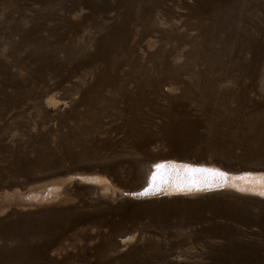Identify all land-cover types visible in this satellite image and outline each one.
<instances>
[{"label":"rangeland","instance_id":"374dc122","mask_svg":"<svg viewBox=\"0 0 264 264\" xmlns=\"http://www.w3.org/2000/svg\"><path fill=\"white\" fill-rule=\"evenodd\" d=\"M210 1L203 3L206 9L200 18L207 28L215 27L220 19L226 28L218 34L222 38L234 25L243 37L256 42L264 40L262 0H257V9L253 13H250L249 5L254 0H244L243 6L235 11L237 19L234 21L231 13L221 12L220 7ZM16 2L19 6L10 10L8 1L0 0V24L7 15L23 28L34 20L42 22L38 33L48 41V49L47 53L41 51L40 46L46 44L41 41L22 43L14 49L8 41H20L22 32H16L10 26L0 27V58L5 63H0L1 84L6 94H13V84L3 78L5 71L15 74L21 83L15 102L5 101L0 105V193L18 191L24 194L29 188L53 179L64 178L66 182L60 188L58 201L25 207L11 201L4 211H0V264H216L211 253L205 252L210 246L222 244L224 239L206 232L195 234L207 222L188 223L182 216L163 215L165 209L159 203L168 198H135L127 194L147 184L152 163L160 159L213 162L209 160L211 157L199 159L193 155L171 153V145L163 138L167 129L155 127L160 120L159 114L151 113L148 104L134 112L136 117L143 119L140 124L148 129L147 141L128 134L123 125L129 117L124 111L129 99L127 95L139 80V70L132 63L122 64L117 69L108 64L123 59L128 52L127 45H130L134 49L131 59L150 66L149 54L156 52L160 45L158 32L139 42L138 33L132 31L129 38H120L116 48L106 52L114 33L112 26L123 22L129 9L125 0H107L112 7L102 10H98L102 0H94L93 7L74 0L75 5L70 11H62L61 5L71 4L69 0H62L52 6L61 16L52 19H43L48 8L40 2ZM196 4L194 0H161L160 12L153 15L163 29L185 34L183 38H171L170 43L165 44L172 50L173 66H179L172 73L180 80L162 83V94L157 102L164 107L166 95L173 103L185 102L188 118L195 122L192 131L204 132L207 137L210 134L208 121H213L224 134H234L241 139L251 121L259 123L260 129L264 128V43L260 48L262 60L257 67L242 62L239 70L231 65L229 53H226L218 56L213 70L209 69L207 60H200L203 49L193 47L191 50L189 45L180 44L182 39L197 44L204 38L199 30V18L189 14L188 10V6L195 7ZM138 5L139 1L131 8L137 12ZM32 6L39 10L38 15ZM87 14L90 17H86ZM129 22L130 28H138L132 25L135 20ZM191 23L192 28L187 30ZM72 24L79 29L77 34L71 32ZM238 32L233 34L238 35ZM205 39L211 47L217 46L212 37ZM245 41L241 43L247 44ZM65 44L74 49L68 58L64 49L55 51L57 45ZM173 44L177 47L173 48ZM250 50L241 56L242 59L253 57L255 52ZM54 56L63 65L60 75L73 71L72 76L58 83L56 88L52 87L57 76L50 70L56 67ZM214 56L211 52L209 61L214 62ZM41 58L53 62L44 69L43 78L37 79L31 71L45 67L47 62L38 61ZM73 63L76 64L74 68ZM128 71L133 72V80L124 79ZM215 76L216 83L206 89L207 104L215 111L207 116L201 111V96L204 87ZM184 91L186 98L181 97ZM133 92L137 97L138 92ZM256 118L259 121L254 120ZM137 125L133 124L134 127ZM190 145L199 148L203 144L191 140ZM214 147L220 156L227 154L224 144L217 143ZM251 151L262 152L261 156L253 157L264 160V135L247 148L242 143L233 145L232 169L222 161L213 163L227 170L241 171L248 159V156H241ZM24 168L27 173H20ZM80 174H99L117 190L112 192L110 188L104 189V184L85 182ZM235 203L254 214L261 210L258 203H247L240 198ZM203 214L208 215V209H204ZM18 218L26 227L49 226L46 232L29 233L31 245L38 239L45 241L35 255L24 262L5 251V246L15 247L4 235ZM178 220L184 225L174 226ZM228 221L240 231L234 234L235 237L245 244L255 241L261 244V249L241 257L219 256V264H264V234L257 233L260 224L264 223ZM171 232L179 234L173 236ZM182 237L183 240L178 241Z\"/></svg>","mask_w":264,"mask_h":264},{"label":"bare ground","instance_id":"6f19581e","mask_svg":"<svg viewBox=\"0 0 264 264\" xmlns=\"http://www.w3.org/2000/svg\"><path fill=\"white\" fill-rule=\"evenodd\" d=\"M8 8L13 10L18 7L16 0H7ZM70 5L65 6L61 5L60 8L62 11H70L73 9L75 2L74 0H69ZM82 3L92 6L94 5V0H80ZM128 4L129 9L127 10L126 16L121 23H115L112 26L114 31L113 37L110 40L107 47V51L110 49L113 50L116 48V41L120 38H129L133 32H136L138 41L142 42L146 38H149L153 33L158 32L161 36L160 45L156 52L149 54V61L151 65L147 66L145 63L138 62L134 59H131L130 54L134 52L132 46H128V52L124 55L123 59H117L111 61L108 65L117 69L122 64L132 63L133 66L137 67L139 70V80L134 85V90H129L127 95L129 97L127 101V106L124 108V111L129 113V117L124 120L123 125L128 134L138 136L143 142L147 141L146 130L140 122L143 121L142 118H138L134 115V112L137 109H141L145 104L149 105V111L151 113L159 114V121L154 124L158 129H167L165 136L163 138L171 145L170 152L173 154H179L183 156H196L199 159L211 157V161L217 162L222 161L229 168L232 169V147L233 145L242 143L245 148L254 141L259 140L264 135V128L260 129L257 122H249L248 126L245 127L248 129L246 135L238 139L234 134H224L221 131V128L215 124L213 121H208L210 126L209 136H205L204 132L192 131V126L195 123L194 121L188 118L189 112L184 108L185 102H174L169 98V96H164L167 99V102L164 107H162L158 102V98L162 94V83L176 82L180 80V77L172 73V70L179 68V66H173L170 59L171 48H166V43H170L169 39L171 38H183L185 34H180L178 32L167 31L163 29L154 19L153 15H158L160 12V2L161 0H125ZM138 5V11L135 12L131 6L135 3ZM197 4L195 7L188 6L189 14L196 15L199 24L200 33L203 34V40L197 44H194L188 39H182L180 44H186L191 47H198L203 49V52L200 55L201 61L207 60V66L209 69L213 70L215 63L218 61V56L220 54L229 53V61L231 65L239 69L241 63L253 64L254 67H257L262 60L260 55L261 45L264 43V40L261 42L252 41L249 37H243L241 33L238 32V29L231 25L229 29L230 32H227L228 35L225 38L219 36V32L225 30V25L222 20H218V24L213 28H207L204 23L201 21V16L205 12V7L203 3L209 0H194ZM244 0H211V3H216L220 7V11L223 13H231V20L237 19L236 12L238 8L243 6ZM34 2H40L43 6L48 9L43 13V19H52L53 17H60V13L57 10L53 9L54 3L62 2V0H34ZM264 5V0H262ZM257 0H254L249 5L250 13H253L257 9ZM107 7H112L107 0H102L101 4L98 6V10H102ZM159 8V9H158ZM32 10L36 15L39 14V10L35 6H32ZM171 12V10H169ZM10 12V11H9ZM5 21H2L0 27L10 26L16 32H22V39L18 42L8 41L10 47L16 49L19 44L26 43L30 44L33 42L41 41L46 42L45 45L40 46L42 52L47 53L48 41H45L41 35H39V30L42 28L43 23L34 20L28 27L23 28L9 15H7ZM86 17H90V14H87ZM235 17V18H234ZM35 19H39L35 17ZM131 20H135L134 26H137L135 30L130 28ZM75 24H72L71 32L78 33L79 29L74 28ZM192 28V23L187 25V30ZM133 31V32H132ZM233 32H238V35H234ZM74 36V35H73ZM212 37L216 43V47H211L207 43L205 37ZM76 38V37H75ZM245 38L247 41H245ZM71 40H74L71 38ZM247 42L243 44L241 42ZM250 41V43H249ZM250 44V45H248ZM196 45V46H195ZM82 46V44H79ZM254 46V47H253ZM173 48L177 47V44L172 45ZM236 47V48H235ZM64 49L66 52V57L68 58L73 52L74 49L65 45H57L55 51ZM238 49V50H237ZM253 49L255 52L253 57L242 59V55L247 51ZM231 50H237L233 52ZM30 52V51H29ZM211 52L215 55L214 62L209 61V54ZM190 53V52H189ZM255 56V57H254ZM257 57V58H256ZM54 62L56 67L51 68L57 76L55 85L52 88H56L58 83L63 80H67L72 76L73 71L68 70L65 76L60 75V69L63 68V65L57 57L54 56ZM52 59L44 61L42 58L39 63H45V67H38L31 71L32 75L39 79L43 78L44 69L47 68L48 64L53 62ZM0 63L5 65L4 61L0 58ZM75 63L72 64V68L75 67ZM241 70V69H239ZM133 72L128 71L124 74V79L127 81L133 80ZM3 78L5 80H10L14 86L13 94H6L4 91V86L0 81V105L2 106L5 101L9 104L11 101L15 102L17 97V92L21 90V83H19L18 78L15 74H10L5 71ZM217 76H215L211 81H209L208 86L204 87L201 96L202 105V114L209 115L212 111H215L213 106L207 104V92L206 89L209 85H213L217 81ZM50 87V86H49ZM138 92L137 97L133 92ZM181 97L186 98L185 91ZM153 95V97L150 96ZM183 106L182 108H178ZM259 121L258 118L254 119ZM134 123H138L136 127L133 126ZM162 132V131H161ZM191 133H194L193 136ZM194 140L196 143H202L203 145L199 148L191 146L190 142ZM204 140V141H203ZM217 143L225 145L226 153L223 156H220L216 153V148L214 147ZM262 152L251 151L243 154L241 157L248 156V159L245 161L246 164L242 168H245L241 171H232L227 170L221 166L216 165L215 163H204V162H191L186 160H177L174 158L160 159L151 166V173L148 176L147 184L140 190L128 192L127 194L135 198H151V197H163L168 198L162 200L159 204L164 210L162 213L166 216H182L186 219L188 223L195 222H207V224H202L201 229L197 230L195 234L200 232L210 233L212 235L219 236L224 239V242L219 246H210L209 251H206V254L211 253L210 255L216 260V264H219L217 257L232 255V256H244L250 251L256 252L261 249V244L253 241L249 244H245L242 239H239L234 236L235 233L240 232L236 226L231 224L228 220H236L238 223H264V160L260 161L255 157L261 156ZM255 156V157H253ZM189 166V169H186L185 166ZM160 166V167H158ZM203 170H217L221 173H226L225 178H221L218 175H212L209 171ZM20 173H27L26 169L20 170ZM155 174V179L153 176ZM79 177L88 183L93 184H104L103 188H110L112 192L117 190L116 187L111 185V183L103 176L99 174H80ZM66 182V179L59 178L53 179L49 182L42 183L41 185H36L35 187L29 188L24 194L19 193L18 191H7L0 193V211H4L11 201H15L18 205L25 206H34L42 205L54 201L60 200L61 193L60 188ZM121 191V190H120ZM205 196L204 198H202ZM241 199L247 203H258L261 206V210L254 214L247 208H243L235 203L236 200ZM208 209L209 214L204 215L203 210ZM220 219V221H219ZM223 219V220H222ZM208 220H211L208 223ZM11 230L5 231V239L10 240L15 244L14 248H9L5 246V251L12 253L16 256L15 259L19 261H25L35 255V252L43 244L45 240L34 242L32 245L28 242L30 239L29 233H40L46 232L49 226L42 224L35 227H26L22 225V219L18 218L14 220L11 224ZM184 225L183 221L178 220L174 226ZM169 231L168 229L166 232ZM8 233H12L9 235ZM258 234H264V224H260ZM179 234V233H177ZM171 232V235L175 236ZM183 237L178 241H182ZM258 253V252H256ZM4 257V254H3ZM233 262H229L232 264ZM206 264V263H204Z\"/></svg>","mask_w":264,"mask_h":264},{"label":"snow or ice","instance_id":"6c2138e0","mask_svg":"<svg viewBox=\"0 0 264 264\" xmlns=\"http://www.w3.org/2000/svg\"><path fill=\"white\" fill-rule=\"evenodd\" d=\"M160 167V166H158ZM186 169H189V166H185ZM203 171H209L212 175H218L220 176L221 178H225L227 176L226 173H221V172H218L217 170H203ZM153 179H155V174L153 176Z\"/></svg>","mask_w":264,"mask_h":264}]
</instances>
